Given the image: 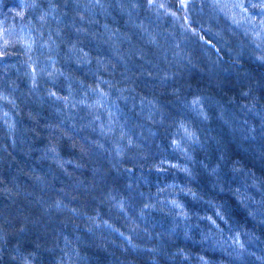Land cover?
<instances>
[{
	"label": "trees",
	"instance_id": "obj_1",
	"mask_svg": "<svg viewBox=\"0 0 264 264\" xmlns=\"http://www.w3.org/2000/svg\"><path fill=\"white\" fill-rule=\"evenodd\" d=\"M259 3L0 0V264H264Z\"/></svg>",
	"mask_w": 264,
	"mask_h": 264
},
{
	"label": "rangeland",
	"instance_id": "obj_2",
	"mask_svg": "<svg viewBox=\"0 0 264 264\" xmlns=\"http://www.w3.org/2000/svg\"><path fill=\"white\" fill-rule=\"evenodd\" d=\"M191 2L192 0H188L187 7H182L181 0H155L154 3H152V0H149L150 7L163 13L167 17H171L172 19L176 21H180L187 28L192 27L191 26L192 22L190 20V14H189ZM161 4L164 5V7H159V5ZM173 13L175 15H173ZM202 31H203V28L198 31V35L201 38V40L204 41L205 39L203 38Z\"/></svg>",
	"mask_w": 264,
	"mask_h": 264
},
{
	"label": "snow or ice",
	"instance_id": "obj_3",
	"mask_svg": "<svg viewBox=\"0 0 264 264\" xmlns=\"http://www.w3.org/2000/svg\"><path fill=\"white\" fill-rule=\"evenodd\" d=\"M97 3H99V0H96ZM155 0H152V3H154ZM181 3H182V7H187V3H188V0H181ZM218 6L221 7V9L223 10V8H227V7H235V8H243V4H234V5H229V4H223V5H219ZM253 7H259L261 9L262 12H264V0H260V3L259 4H253L252 5ZM159 7H164V5H159ZM173 15H175L173 13ZM261 23H264V21H262ZM54 95V94H53Z\"/></svg>",
	"mask_w": 264,
	"mask_h": 264
}]
</instances>
